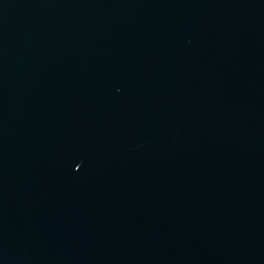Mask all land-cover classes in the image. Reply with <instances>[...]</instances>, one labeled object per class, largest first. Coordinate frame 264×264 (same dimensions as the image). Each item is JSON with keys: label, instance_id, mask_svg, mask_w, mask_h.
I'll return each instance as SVG.
<instances>
[{"label": "water", "instance_id": "obj_1", "mask_svg": "<svg viewBox=\"0 0 264 264\" xmlns=\"http://www.w3.org/2000/svg\"><path fill=\"white\" fill-rule=\"evenodd\" d=\"M0 264H264V0H0Z\"/></svg>", "mask_w": 264, "mask_h": 264}]
</instances>
